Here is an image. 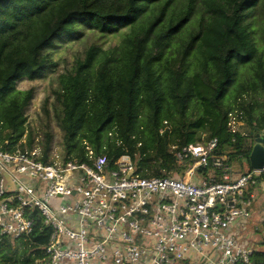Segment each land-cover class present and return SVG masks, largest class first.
I'll list each match as a JSON object with an SVG mask.
<instances>
[{
  "label": "trees",
  "instance_id": "obj_1",
  "mask_svg": "<svg viewBox=\"0 0 264 264\" xmlns=\"http://www.w3.org/2000/svg\"><path fill=\"white\" fill-rule=\"evenodd\" d=\"M196 1L0 0L1 148L23 150L41 135L46 154L52 112L66 156L83 159L86 145L110 162L126 153L141 177L174 174L176 160L168 146L195 143L202 133L235 149L233 157L246 159L253 135L264 133V59L245 23L258 0H198L197 28L169 51L191 21ZM83 26L104 34L128 30L107 50L90 45L70 71L57 76L41 104L44 129L35 133L26 115L35 88L19 90L16 84L43 78L56 66L50 52L56 42L77 38ZM249 62L252 80L240 83L232 102L225 103L237 64ZM232 113L247 132L232 131ZM49 234L36 218L30 234L0 236V264H36ZM259 246L239 264H264V240Z\"/></svg>",
  "mask_w": 264,
  "mask_h": 264
},
{
  "label": "built area",
  "instance_id": "obj_2",
  "mask_svg": "<svg viewBox=\"0 0 264 264\" xmlns=\"http://www.w3.org/2000/svg\"><path fill=\"white\" fill-rule=\"evenodd\" d=\"M39 139L0 144V236L28 235L40 218L50 234L36 264H239L253 254L237 224L251 217L263 170L237 169L217 137L170 144L175 173L160 177L89 145L83 159L52 143L44 154Z\"/></svg>",
  "mask_w": 264,
  "mask_h": 264
},
{
  "label": "rangeland",
  "instance_id": "obj_3",
  "mask_svg": "<svg viewBox=\"0 0 264 264\" xmlns=\"http://www.w3.org/2000/svg\"><path fill=\"white\" fill-rule=\"evenodd\" d=\"M202 12L201 3L197 0L195 2V13L192 16L191 21L182 30L180 36H175L170 42L169 51H174L178 46L179 40L186 36V33L190 30H194L197 27L196 20L199 18ZM245 23L249 26L251 30L252 38L255 42L256 47L259 52L262 53L264 59V0H258L256 6L250 11L246 18ZM82 33L76 38L69 37L66 39H60L56 42V46L53 47L51 52L52 61L55 62L56 66L49 70L43 78L36 80L21 79L17 82L16 88L19 90H25L30 87L35 88V94L29 107L26 110L27 115V125L32 128L35 133L40 132L44 129L45 117L41 110L42 100L51 95L53 88L57 85V76L63 72H68L72 69L77 58L83 56L84 50L90 45H97L103 50H107L113 46L120 43L122 35L128 30L127 27H121L112 33H100L95 28H89L87 26L82 27ZM253 62L249 63H239L237 64V75L228 92L224 96L225 103H231L233 100V95L238 90V85L242 82H248L252 80L253 75ZM246 99L255 97L253 94H244ZM52 97L50 98V101ZM145 111L142 110L141 115H144ZM235 114L232 113L231 117ZM43 126V127H42ZM50 127L53 133L52 145L56 146L58 149L62 150L61 146V130L57 125V121L51 112ZM231 128L234 130H239L242 133L247 132L248 127L244 123L237 121V119H231ZM205 136V133H202ZM38 137H41L39 135ZM244 158L239 157L234 161L236 164L240 165L239 170L246 171L243 162ZM255 194V200L251 206V217L246 220L245 223H238V229H240V236L247 240L248 243L254 248H260L259 244L264 240V221L262 220V215L264 211V190L261 186L252 188L251 190ZM239 236V237H240Z\"/></svg>",
  "mask_w": 264,
  "mask_h": 264
},
{
  "label": "water",
  "instance_id": "obj_4",
  "mask_svg": "<svg viewBox=\"0 0 264 264\" xmlns=\"http://www.w3.org/2000/svg\"><path fill=\"white\" fill-rule=\"evenodd\" d=\"M243 164L246 170H264V133L256 132L253 135L251 151Z\"/></svg>",
  "mask_w": 264,
  "mask_h": 264
}]
</instances>
